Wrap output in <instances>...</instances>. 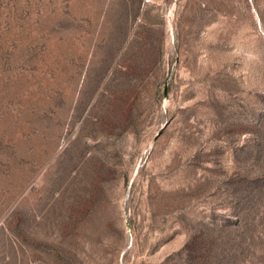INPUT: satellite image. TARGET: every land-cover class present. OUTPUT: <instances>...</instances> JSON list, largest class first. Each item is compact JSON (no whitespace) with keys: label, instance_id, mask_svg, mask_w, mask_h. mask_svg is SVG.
<instances>
[{"label":"rangeland","instance_id":"rangeland-1","mask_svg":"<svg viewBox=\"0 0 264 264\" xmlns=\"http://www.w3.org/2000/svg\"><path fill=\"white\" fill-rule=\"evenodd\" d=\"M0 264H264V0H0Z\"/></svg>","mask_w":264,"mask_h":264}]
</instances>
